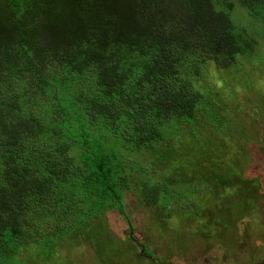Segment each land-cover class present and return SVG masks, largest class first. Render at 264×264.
Listing matches in <instances>:
<instances>
[{"label":"trees","instance_id":"1","mask_svg":"<svg viewBox=\"0 0 264 264\" xmlns=\"http://www.w3.org/2000/svg\"><path fill=\"white\" fill-rule=\"evenodd\" d=\"M238 6L264 26V0H0V264L121 211L130 175L163 206L180 195L174 168L143 179L126 152L192 122L203 94L187 74L250 58Z\"/></svg>","mask_w":264,"mask_h":264},{"label":"rangeland","instance_id":"2","mask_svg":"<svg viewBox=\"0 0 264 264\" xmlns=\"http://www.w3.org/2000/svg\"><path fill=\"white\" fill-rule=\"evenodd\" d=\"M231 19L254 39L250 58L187 74L203 94L192 122H177L156 149L126 152L143 179L174 168L169 188L182 186L180 195L163 206L130 175L121 211L86 219L50 246L30 240L16 264H264V26L242 7Z\"/></svg>","mask_w":264,"mask_h":264}]
</instances>
